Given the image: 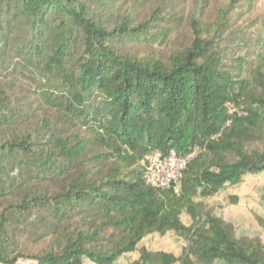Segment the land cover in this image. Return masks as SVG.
<instances>
[{
	"label": "trees",
	"instance_id": "trees-1",
	"mask_svg": "<svg viewBox=\"0 0 264 264\" xmlns=\"http://www.w3.org/2000/svg\"><path fill=\"white\" fill-rule=\"evenodd\" d=\"M259 11L0 0V264H264L208 203L264 173V17L242 22ZM170 150L197 156L177 187L147 185ZM168 233L180 255L140 248Z\"/></svg>",
	"mask_w": 264,
	"mask_h": 264
},
{
	"label": "rangeland",
	"instance_id": "rangeland-1",
	"mask_svg": "<svg viewBox=\"0 0 264 264\" xmlns=\"http://www.w3.org/2000/svg\"><path fill=\"white\" fill-rule=\"evenodd\" d=\"M226 4L228 0H218ZM259 13L246 17L242 22L254 20L257 16L264 17V0H258ZM260 145V146H259ZM264 144H258L251 149H262ZM232 196L238 198L235 203ZM209 205L214 208L216 215L227 222L232 223L236 228L238 238H260L264 242V173L258 175H247L242 183L236 187H230L217 197L209 200ZM184 222L189 223L184 217ZM184 242L173 233L165 236L151 235L144 239L140 248L151 251H165L180 255ZM138 253L131 254L118 264H129L136 260ZM19 264H36L33 262H20Z\"/></svg>",
	"mask_w": 264,
	"mask_h": 264
},
{
	"label": "built area",
	"instance_id": "built-area-1",
	"mask_svg": "<svg viewBox=\"0 0 264 264\" xmlns=\"http://www.w3.org/2000/svg\"><path fill=\"white\" fill-rule=\"evenodd\" d=\"M197 156V151L181 156L174 150L154 152L145 158L147 165L145 183L157 189H169L180 184L187 165Z\"/></svg>",
	"mask_w": 264,
	"mask_h": 264
}]
</instances>
